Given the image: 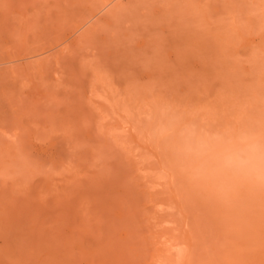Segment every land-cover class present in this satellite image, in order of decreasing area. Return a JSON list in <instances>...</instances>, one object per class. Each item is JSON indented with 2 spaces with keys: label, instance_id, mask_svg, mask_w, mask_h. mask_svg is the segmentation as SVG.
I'll return each mask as SVG.
<instances>
[{
  "label": "rangeland",
  "instance_id": "1",
  "mask_svg": "<svg viewBox=\"0 0 264 264\" xmlns=\"http://www.w3.org/2000/svg\"><path fill=\"white\" fill-rule=\"evenodd\" d=\"M186 127L264 137V0H0V264H264Z\"/></svg>",
  "mask_w": 264,
  "mask_h": 264
},
{
  "label": "clouds",
  "instance_id": "2",
  "mask_svg": "<svg viewBox=\"0 0 264 264\" xmlns=\"http://www.w3.org/2000/svg\"><path fill=\"white\" fill-rule=\"evenodd\" d=\"M178 150L194 179L264 184V137L247 130L207 133L186 127L179 132Z\"/></svg>",
  "mask_w": 264,
  "mask_h": 264
}]
</instances>
